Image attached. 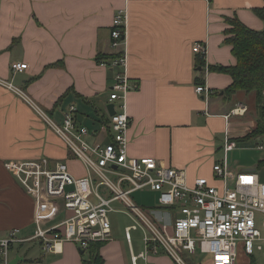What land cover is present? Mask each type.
<instances>
[{
	"label": "crops",
	"instance_id": "crops-1",
	"mask_svg": "<svg viewBox=\"0 0 264 264\" xmlns=\"http://www.w3.org/2000/svg\"><path fill=\"white\" fill-rule=\"evenodd\" d=\"M262 7L264 0H0V79L13 83L58 124L63 123V111L76 106L78 123H91L89 141L110 143L108 106L115 72L98 63V56L114 55V19L127 8L129 75L139 86L128 96L129 153L183 169L190 182L202 177L213 182L226 133L234 140L247 136L257 127L259 110L254 94L225 96L232 78L198 67L193 46L206 44L209 67L235 66L227 44L232 26L226 20L237 17L247 27L263 30L264 23L252 12ZM15 64L28 68L14 75ZM198 79L211 92L208 103L195 92ZM238 104L248 106L243 117L248 119L227 122L224 116ZM252 142L257 146L262 141ZM241 153L230 156L232 174H259L264 157L256 165ZM43 156L65 162L76 178L87 176L83 163L29 102L0 85V239L12 229H20L21 237L32 236L36 210L35 198L5 163ZM65 217L62 200L44 202V227L56 226ZM126 243H106L101 250L105 264H130L127 249L132 264L133 242ZM17 257L22 259L18 264H83L80 248L72 243L60 254L43 251L39 241L15 245L11 258ZM152 257L149 264H176L165 253Z\"/></svg>",
	"mask_w": 264,
	"mask_h": 264
},
{
	"label": "built area",
	"instance_id": "built-area-1",
	"mask_svg": "<svg viewBox=\"0 0 264 264\" xmlns=\"http://www.w3.org/2000/svg\"><path fill=\"white\" fill-rule=\"evenodd\" d=\"M128 20L127 8L116 13L111 37L117 57L102 63L114 70L116 82L109 98L115 114L107 124L111 137L108 144L89 141L91 133L78 123L76 106L63 111V123L58 124L13 83L0 79V85L29 102L87 171L86 177L76 178L65 162H53L44 156L5 163L20 186L35 198L36 210L32 236L21 237L20 229H12L0 239V264L11 263L15 245L34 241L41 243L43 251L54 254L62 253L66 243L87 251L93 243L111 242L109 213L115 211L116 202L124 205V214L134 223L125 229L129 244L132 231L143 233L145 251L139 255L132 253V264L139 260L149 264L150 255L162 253L176 264H188L185 256L198 253L212 255L213 264H238L240 253L249 258L256 252L264 254V182L257 172L232 174L230 156L241 145L228 132L222 148L223 160L213 168V182L203 177L190 182L183 169L166 167L155 158L130 155L128 133L132 121L128 96L139 86L132 83L129 75ZM192 51L208 70L206 44L196 43ZM27 68V64H15L11 71L15 75ZM195 92L208 103L211 92L205 85L197 86ZM248 112L247 105L238 104L224 118L229 122ZM256 149L264 151V142ZM101 189L108 195L102 194ZM144 189L158 194L159 209L171 212L165 215L156 209L150 215L136 205L130 196ZM54 200L64 202L66 217L56 226L46 228L42 218L44 202Z\"/></svg>",
	"mask_w": 264,
	"mask_h": 264
},
{
	"label": "trees",
	"instance_id": "trees-1",
	"mask_svg": "<svg viewBox=\"0 0 264 264\" xmlns=\"http://www.w3.org/2000/svg\"><path fill=\"white\" fill-rule=\"evenodd\" d=\"M252 12L264 23V7L253 8ZM227 23L232 26L229 30L230 38L227 44L232 47L236 58V65L231 67L212 66L209 71L227 74L232 78L231 85L224 90L225 96L232 98L238 92L254 94L257 98L259 117L257 127L247 136L237 139L239 144H249L259 140L264 135V29L257 31L247 27L237 17L227 18ZM117 56H98V63L115 59ZM198 67L203 63L198 60ZM108 63V62H106ZM204 85L198 79V85ZM262 163H259L261 165ZM106 243H93L83 254V264H105L101 250ZM251 264H254L253 260Z\"/></svg>",
	"mask_w": 264,
	"mask_h": 264
},
{
	"label": "rangeland",
	"instance_id": "rangeland-1",
	"mask_svg": "<svg viewBox=\"0 0 264 264\" xmlns=\"http://www.w3.org/2000/svg\"><path fill=\"white\" fill-rule=\"evenodd\" d=\"M259 117V115H257ZM254 117V116H253ZM248 118H243V117H234L231 122L234 121H243V120H247ZM85 126L88 129H92L91 123L90 122H86ZM262 142H264V135L262 136V138H260ZM240 148L238 149V151H242V155L248 159L250 162H254L256 163V165H259L258 162L264 157V151H259L256 149V145L255 142L243 145L240 144ZM244 150H241L243 149ZM248 148V149H246ZM259 167V175L261 177L262 182H264V164H262ZM78 170L83 173L84 169L81 167L78 168ZM86 170V169H85ZM74 171H76V168L74 169ZM102 194L104 195H108L107 192L104 191V189H101L100 191ZM131 200L138 205L139 207H141L143 210H146L147 212H149L150 215H154L152 213L153 210H160L162 214L171 212L169 210H163V209H159V204H158V194L152 191H149L148 189H144L141 191H137L135 193H133L130 196ZM113 208H114V212L109 213V220L111 222V230H112V236L113 239L116 240V242L122 243V244H127L126 243V237H125V229L131 225H133L134 223L131 221V219L124 214V205L121 202H116L113 204ZM156 210V211H157ZM159 213V214H161ZM158 214V215H159ZM260 217V216H259ZM257 217L258 219V223H260V218ZM131 237H132V242H133V249H134V253L135 255H139L140 253H142L143 251H145V244L143 242V233L141 230H137V231H132L131 232ZM127 247V245H126ZM242 255V253L239 254V256ZM153 255H150V257H152ZM127 259L129 260L130 264H131V257H130V253L127 249V255H126ZM153 258V257H152ZM240 258V257H239ZM186 261L188 262V264H200L199 261H203V264H207L208 262L211 264H213V256L212 255H202L201 253H198V255L195 256H190V255H186L185 256ZM253 260L254 264H264V254L260 253V252H256L254 254L253 257H246L243 258L242 257L239 259L238 264H247V260ZM202 263V262H201ZM138 264H145L142 260L138 261Z\"/></svg>",
	"mask_w": 264,
	"mask_h": 264
},
{
	"label": "water",
	"instance_id": "water-1",
	"mask_svg": "<svg viewBox=\"0 0 264 264\" xmlns=\"http://www.w3.org/2000/svg\"><path fill=\"white\" fill-rule=\"evenodd\" d=\"M199 69L202 70V67L199 68ZM114 107H115V106H114L113 103H111V104L108 106V112H109V115H110V116H113V115L115 114ZM80 253H81V254H84L85 251H83V250L80 249ZM21 260H22V259H21L20 257H17V258H15L14 260H12L10 264H18Z\"/></svg>",
	"mask_w": 264,
	"mask_h": 264
}]
</instances>
